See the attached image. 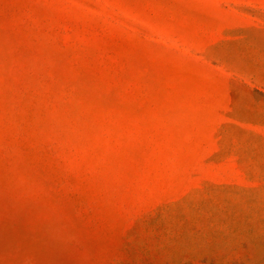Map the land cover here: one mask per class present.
<instances>
[{"label":"rangeland","instance_id":"1","mask_svg":"<svg viewBox=\"0 0 264 264\" xmlns=\"http://www.w3.org/2000/svg\"><path fill=\"white\" fill-rule=\"evenodd\" d=\"M0 264H264V0H0Z\"/></svg>","mask_w":264,"mask_h":264}]
</instances>
